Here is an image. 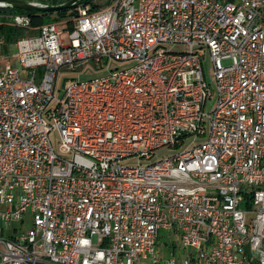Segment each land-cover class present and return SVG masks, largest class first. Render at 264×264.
<instances>
[{
    "label": "built area",
    "instance_id": "2783aa9c",
    "mask_svg": "<svg viewBox=\"0 0 264 264\" xmlns=\"http://www.w3.org/2000/svg\"><path fill=\"white\" fill-rule=\"evenodd\" d=\"M76 12L16 40L18 65L0 37V264H157L162 230L187 253L165 264H264V0ZM114 61L56 95L63 67Z\"/></svg>",
    "mask_w": 264,
    "mask_h": 264
},
{
    "label": "rangeland",
    "instance_id": "374dc122",
    "mask_svg": "<svg viewBox=\"0 0 264 264\" xmlns=\"http://www.w3.org/2000/svg\"><path fill=\"white\" fill-rule=\"evenodd\" d=\"M6 16H7L6 13L4 12L0 13V20L4 18L7 19ZM63 39H64V44H67L68 39H67L66 32H64ZM11 46H12L11 53H13V59L6 60V61L8 62L10 61L13 65H18L17 59H16L17 50H16L15 42L12 43ZM168 48L174 51H183L185 49V46L180 45V44H175V45H168ZM127 65L129 64L128 63H118L114 61V62H111L110 65L109 64L106 65L101 70H97L96 68H94V65L92 63L87 64L83 68H77L74 71L63 67L58 74L56 95L57 96L61 95V92H59V90L63 88V85L66 81H69L71 79H88V78L95 77L101 74L109 73L110 70L115 69V68H124ZM203 71H204L205 79L210 83L211 82L214 83L213 68H212V64H211L209 57H206L205 61H203ZM174 152H176V150L173 148H168V147L162 148L156 152V156L154 159L155 160L160 159ZM139 163L145 164L146 161L135 159V160L128 162L129 165H136ZM247 217L249 220V218L251 217V214H248ZM155 252H156L158 259H160V262L157 264H165L164 262L169 257L175 256L177 259V257L180 256V254L186 253V249L182 247L179 240L176 239V235L174 233L171 232L168 234V232H165L162 230L160 232V237L157 240ZM140 264H154V263L148 256H146V254H143L140 259Z\"/></svg>",
    "mask_w": 264,
    "mask_h": 264
},
{
    "label": "trees",
    "instance_id": "16d2710c",
    "mask_svg": "<svg viewBox=\"0 0 264 264\" xmlns=\"http://www.w3.org/2000/svg\"><path fill=\"white\" fill-rule=\"evenodd\" d=\"M68 0H45L43 2L50 5H58ZM113 0H80L78 4L88 6L89 13L100 11L110 5ZM12 14L22 13L27 14L31 18V25L29 28L18 27L9 23V20H0V37L6 42V45L14 43L19 38L25 36L36 35L40 28L45 24H57L63 30H71L73 28V22L77 16L76 6L71 8L60 10L56 12H30L21 9L10 10L2 9L0 13Z\"/></svg>",
    "mask_w": 264,
    "mask_h": 264
},
{
    "label": "water",
    "instance_id": "95a60500",
    "mask_svg": "<svg viewBox=\"0 0 264 264\" xmlns=\"http://www.w3.org/2000/svg\"><path fill=\"white\" fill-rule=\"evenodd\" d=\"M80 0H68L62 4L58 5H50L43 1L37 0H0V3H3L5 8H9L10 10L21 9L30 12H56L60 10H65L76 6Z\"/></svg>",
    "mask_w": 264,
    "mask_h": 264
},
{
    "label": "crops",
    "instance_id": "0c3cea01",
    "mask_svg": "<svg viewBox=\"0 0 264 264\" xmlns=\"http://www.w3.org/2000/svg\"><path fill=\"white\" fill-rule=\"evenodd\" d=\"M37 1H45V0H37ZM12 44H10V45H5L4 46V48H3V54L5 55V61L6 60H11V59H13V53H11V49H12V46H11ZM17 59V58H16ZM15 59V60H16ZM8 62V61H7ZM10 62V61H9ZM11 63V62H10ZM18 63V62H17ZM12 64V63H11ZM165 232H167V231H165ZM169 233H171L170 231L168 232V234ZM173 233V232H172ZM160 237V236H159ZM173 255V254H172ZM187 256V253H184V254H180V256L179 257H177L178 258V260H180V259H182V258H184V257H186Z\"/></svg>",
    "mask_w": 264,
    "mask_h": 264
}]
</instances>
